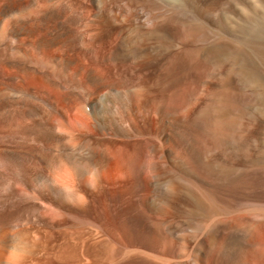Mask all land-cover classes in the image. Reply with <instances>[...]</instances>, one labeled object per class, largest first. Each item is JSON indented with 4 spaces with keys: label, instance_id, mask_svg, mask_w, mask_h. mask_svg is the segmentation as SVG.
<instances>
[{
    "label": "rangeland",
    "instance_id": "rangeland-1",
    "mask_svg": "<svg viewBox=\"0 0 264 264\" xmlns=\"http://www.w3.org/2000/svg\"><path fill=\"white\" fill-rule=\"evenodd\" d=\"M11 1L16 6L29 2ZM184 2L187 4L183 3L181 7L190 12L195 10V4H216L218 0ZM171 5L175 7L177 2ZM216 9L213 12L216 15L213 24H209L208 19L200 12L195 16L202 29L209 28L211 37L204 41V37L199 36V39L192 30L185 29L182 34L184 59L182 57L179 64L175 62L177 66L171 63L168 67V71L177 67L176 72L170 71L172 74H180L181 71L182 76L185 71L184 77L182 76L183 86L189 93L181 102L184 107L181 108L183 119L179 128L184 144L193 143L204 149L207 145L214 148L209 154L216 157H212V160L215 159L217 163L215 165L213 161L216 166H213L216 199L222 208L227 209L215 216V237L210 235L213 222L199 224L194 219L195 204L190 198L180 196L175 202L177 210L170 209L167 213H162L165 206L159 199L165 193L166 186L163 185L153 194L126 190L131 182L116 175L113 165L115 157L111 155L107 158L104 172L102 171V188H93L90 185L93 182V166L88 161L82 163L86 172L81 180L76 175L78 168L82 169L81 165L69 159L70 142L48 139L45 132L49 128L46 124L43 128L38 125L44 119L56 131H63L67 127L80 134H97L104 143L113 137L111 129L98 134L94 119L85 114L91 112L92 103L85 108L79 106L86 98L85 90L80 84L87 81L90 63L84 62L82 74L77 78V65L68 72L52 67L49 71L59 82L58 87L40 82L34 76L15 77L17 71L0 66V88L5 82L23 86L29 83L41 99H51L56 108L50 114V108L37 101L41 105L28 101L14 105L13 109L17 110L16 116L22 124V132L17 141L5 146L18 149L21 144L23 150L27 149L24 154H29V158L33 154L32 159L12 160L0 153V264H244V246L248 239L244 235V220H258L260 217L259 221L264 223V211L256 216L253 206L261 203L264 208V0H227L222 7L218 6ZM206 25L208 26L205 27ZM52 28L54 26L50 29ZM48 31L36 34L31 39L32 46L23 43L24 35L19 36L18 43L30 49L29 53L34 58L38 54L35 49L38 39L50 37L51 33ZM52 32H57V29ZM223 40L227 41L224 42L226 46L223 44L217 60L206 65L200 59L197 63L196 59L201 58L198 55L199 49L206 47V44ZM0 46L4 47L5 43ZM57 49L52 53L57 52ZM193 52L197 54L193 55ZM67 53L72 56L74 51ZM188 54L194 57V65L190 63L193 60ZM153 58L152 63L150 61L137 69L138 72L142 71L139 78L141 82L152 83L158 79L162 61ZM185 58L189 61L185 62ZM109 66L98 63L95 69L107 77L105 81L115 80L117 87L123 86ZM202 68L203 71H200ZM123 69L125 73L129 70L128 67ZM106 90L98 87L97 92L102 94ZM190 97L193 98L189 99ZM186 98L189 99V104ZM2 103L3 99L0 100V104ZM33 104L38 113L32 117L27 116L26 113ZM153 116L151 114V118ZM136 122L143 130H147L139 116ZM105 133L109 136L105 137ZM144 138L155 143L152 155L160 163L165 162L160 159L161 141L151 135ZM2 146L5 147L0 144V150L3 149ZM146 150L145 153L151 156V148ZM98 155L96 156L100 157ZM148 172L149 170L145 173L146 183L149 181ZM36 173L41 177L33 180ZM42 178L52 179L62 186H75L80 194V201L73 202L64 191L57 192L58 190L53 191L51 188L44 190L42 186H35ZM150 199L155 203V210L142 206L144 201ZM150 218L164 221L163 232L167 236L165 240L160 241L152 233L153 227L146 224ZM16 243H26L34 252L24 254L14 248Z\"/></svg>",
    "mask_w": 264,
    "mask_h": 264
},
{
    "label": "bare ground",
    "instance_id": "bare-ground-1",
    "mask_svg": "<svg viewBox=\"0 0 264 264\" xmlns=\"http://www.w3.org/2000/svg\"><path fill=\"white\" fill-rule=\"evenodd\" d=\"M10 1L0 0V45L5 43L4 47L0 46L1 67L17 71L15 77L34 76L40 82L58 87L59 82L49 71L52 67L68 72L77 65L79 68L75 72L77 78L82 74L84 62L91 65L87 72V81L80 84L85 90L86 98L79 106L85 108L92 103L91 112L85 114L94 119L98 134L111 129L113 137L110 141L104 143L101 142L97 134H80L67 127H64L63 131H56L49 122L45 123L46 119L44 122L38 123L41 128L46 126L49 128V130L46 128L45 132L49 140L70 142L69 159L82 167L76 171L77 177L79 176L82 180L86 172V167L83 168L82 163L88 161L89 165L93 166L91 187L102 188V171L105 169L108 156L111 155L115 157L113 165L116 175L129 179L131 182L130 185H126V190H140L142 194H153L165 185L166 191L159 199L165 206V209L160 207L164 214L170 209L177 210L175 202L181 198L180 196H183L184 199L190 198V201L195 204L196 217L194 219L199 224L213 222L210 235L212 238L215 237L217 233L215 216L227 209L222 208L216 199L213 166L217 163L215 159L212 160L214 156L209 154L214 148L208 147L209 145L204 149V147L200 148L193 143L184 144L179 128L183 119L181 108L184 107L181 106V102L189 93L183 86L182 76L185 71L182 72V76L180 75L181 71L180 74L178 72L172 74L171 72H176L177 67L175 70L172 68L171 72L168 71V67L171 63L178 62L179 64L184 56L182 34L185 29L192 30L198 38L199 36L204 37V41L211 37L209 28L202 29L199 19L197 20L195 16L202 13L208 19L209 24H213L216 18L214 10L216 11L218 6L222 7L227 0H218L216 4H214L215 1L212 4H201L202 6L195 4V10L190 12L182 8L183 3H186L184 0H29L27 4L23 2L18 6ZM174 2H177V5L172 7L171 4ZM51 26L54 28L50 29ZM55 29L57 32H52ZM42 31H48L52 37L50 35V37L38 39L35 48L38 54L33 58L29 53L30 49L24 48L18 43L19 36L24 35L23 43L32 46L31 39ZM225 41L213 42L211 45L206 44V47L198 50V55L201 58L196 59L197 55L196 61L201 59V63L206 64L217 60L223 44L226 46ZM60 44L62 45L60 46ZM54 49H57V52L52 53ZM227 51L229 52V50ZM67 52L73 53L72 56ZM194 53L192 54H197ZM188 56L191 55L188 54ZM153 57L162 61L158 79L152 83L141 82L142 80L140 81L139 78L142 71L138 72L137 69L147 65ZM194 61L190 63L194 65ZM98 63L110 65L109 68L115 71L114 76L121 80L123 86L117 87L115 80L105 81L107 77L95 69V65ZM174 64L173 67L176 65ZM195 66L197 67V65ZM124 67H128L127 73H125ZM119 68L120 71H118ZM200 71H203V68ZM186 74H188L187 71ZM186 83L188 82L186 81ZM3 85L0 88V100L3 99V103L0 104V144L5 146L17 141L22 132L20 118L16 116L18 112L16 113L17 110L13 109L15 104L25 101L35 105L42 104L50 108V114L56 108L51 99H41L29 83L23 86L5 82ZM98 87H104L107 92L98 93ZM121 88H126V90H121ZM192 93L195 94L194 91ZM187 98L188 103V100L193 97L188 100ZM34 104L26 113L27 116L32 117L38 113ZM151 114L155 116L151 118ZM213 115L215 116V113ZM138 116L144 122L146 131L138 126L136 122ZM210 119L212 118L210 117ZM155 128H157V132L151 130ZM146 135L155 136L159 142L161 141L160 159H164L165 162L160 163L152 155L155 143L144 138ZM108 136L109 134L105 133V137ZM22 147L21 144L18 149L2 146L3 149L0 150V153H2L1 155L6 154L12 160L14 158L32 159L33 153L30 152L29 158V154H24L26 148L23 150ZM146 148H151V156L145 153ZM213 161L215 165H213ZM80 165L78 166L80 167ZM145 165L149 170L147 183L145 182L147 178L145 173L148 170ZM40 177L36 173L32 179L36 180ZM177 179L179 181H175ZM51 180L42 178L40 182L37 181L35 186H42L44 190L51 188L53 191L58 190L57 192L64 191L73 202L80 201V194L75 186H62ZM150 200L144 201L142 206L155 210V203L152 202L153 199ZM253 206L257 213L256 216L264 211L261 203H255ZM157 210L160 211L159 208ZM259 219L244 220V235L248 238L245 239L244 264H264V223ZM163 222L154 218L146 221V224L153 227L152 233L160 241L167 237L163 232ZM13 246L24 254L34 252V249L26 243H16Z\"/></svg>",
    "mask_w": 264,
    "mask_h": 264
}]
</instances>
